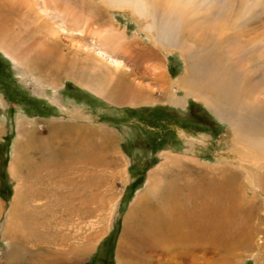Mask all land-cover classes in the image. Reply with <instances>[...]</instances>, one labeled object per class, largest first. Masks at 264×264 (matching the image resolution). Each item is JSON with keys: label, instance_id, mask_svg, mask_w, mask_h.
I'll return each instance as SVG.
<instances>
[{"label": "rangeland", "instance_id": "1", "mask_svg": "<svg viewBox=\"0 0 264 264\" xmlns=\"http://www.w3.org/2000/svg\"><path fill=\"white\" fill-rule=\"evenodd\" d=\"M4 1L0 19L8 8ZM80 1L83 14L108 10V23L99 30L113 28L160 53L142 19L108 0ZM257 7L238 26L243 31L255 27L260 36L231 39L242 71L232 67L224 45L182 33L180 42L191 44L194 57L163 45L160 66L167 71L166 84L154 80L159 70L149 72L151 63L136 66L133 59L110 57L108 48L81 41L78 27L68 33L61 28V47L74 44L102 61L95 62L96 72H88L106 79L101 78V90L110 92L119 75L134 72L124 83L133 82L137 92L149 91L134 104L112 103L106 95L39 68L33 57L53 36L20 29V18L13 16L11 35L5 43L0 40V264H51L62 257H69L66 264H119V258L130 260L124 264H264L263 233L252 239L236 233L212 236L201 232L206 224L199 215L209 205L212 182L221 178L216 169L235 163L234 124L262 123L209 88L217 77L238 87L244 101L253 86L264 92V0ZM112 61L122 63L119 71ZM74 127L83 133L74 137ZM91 130L97 133L93 141ZM247 175L242 177L251 195L255 189ZM18 190L26 205L21 229L10 226Z\"/></svg>", "mask_w": 264, "mask_h": 264}, {"label": "bare ground", "instance_id": "2", "mask_svg": "<svg viewBox=\"0 0 264 264\" xmlns=\"http://www.w3.org/2000/svg\"><path fill=\"white\" fill-rule=\"evenodd\" d=\"M108 1H110L112 3V6H115V8L127 10L129 11L128 13L132 16L142 19L143 23H146L145 30L148 33L147 35H149V37L152 39L154 46L157 47L158 50H160V53L161 51H163L161 47H163V45H167V47H169L170 49L182 51V53L187 57V59L192 58L193 53L191 49V44H188L187 46L185 43H181L179 39L182 33H186L189 39L191 40L198 39L199 41H211L216 42L217 45H224V47L227 49L226 52L231 60L232 67L236 70L239 69L240 71H242L239 67L240 61H238V58H240V56L235 53V49L233 48L234 45L232 44L233 47L231 45V39L238 40L242 38L246 39L247 41H255L260 36L254 30L255 27L251 30L248 29V31L240 30L239 27L241 26L240 23L242 21L246 20V18H248L254 13V10L257 7L258 0ZM63 2H66L67 4L64 5L62 4ZM4 4L5 5L3 6H6L8 8L5 9V15L1 16L0 19V40L3 43H5V36H7L8 33L9 35H11L12 28L10 27H12L13 16H18L20 19H18L19 22L17 24L20 29L30 28L31 34L33 32L38 31L43 36H47V39L53 36L51 37V44H42L41 46L43 47V51L35 53L33 57L34 64H36L39 68H43L45 71L51 74L58 76H66L72 79L73 82H76V84H81L80 86L92 89L93 91L98 92L99 94L101 93V95H106L105 98L112 103H138L141 100L140 95L149 91L143 89V91L137 92V87L133 88V82L131 83V85L124 83L128 77L130 78L134 76V72H130L129 74L122 73L121 75H119L114 85L112 86L110 92H108V90H101L100 87L98 88V86H100L101 84V78L103 77H101L99 74H92V76L88 72L90 70H92V72H96V66L94 64L95 62L100 61L99 58L94 52H84L80 47H76L74 44H70L69 46L63 45V47H61L62 45L59 41L61 28L64 27V31L68 33L69 31H76L75 28L78 27L82 32V36L80 37L81 41H91L94 43V47L99 46L101 47V49L103 47L108 48V56L110 57L115 55L117 58H124L129 63H131V59H133L134 61H136V66L140 65L142 62L151 63L152 66L150 68L152 69V71L147 69L149 72H156L157 70H159L157 73L153 74V78L155 81H162L165 83V80L168 77L166 74L167 71L161 70V54L156 51L153 47L151 48L149 46L143 45L140 39L137 42H133L125 33L119 34V32L117 30H114L113 28H110V30L108 31L105 30V32L104 30H99L100 25H105L108 23L106 22V16L108 11L106 9H92L88 10V14H83L80 12L81 8L78 5L82 4L80 0H5ZM73 4L76 5L72 6ZM68 5L71 8H69ZM83 15H87L86 19H84ZM54 38H56V40ZM100 53L102 55V52H99V54ZM6 55L10 58L12 57L9 54ZM12 58L14 60V57ZM14 61L16 62V59ZM113 63H115L116 71H119L122 63L117 61H114ZM258 69L260 70V68ZM249 71L251 72L250 69ZM112 77L114 80L113 75ZM235 79L232 80L234 81ZM253 79L255 80V78ZM210 81L213 84L209 85V88L214 94L219 95L223 98L224 101L228 102L234 107H237L241 111L248 112L249 118L253 119L254 122L255 120L258 121L262 119V123L234 124V137L232 140L233 146L231 153L235 155V157L233 156V160L235 163H232L233 161L225 162L223 165L220 164V168L216 169V172H218V175H220L221 178H218L217 181L212 182L210 195L208 197L209 205L207 206V204H204L203 211L199 213L200 218L205 220L204 224H206L205 227H202L203 230H201V232L203 231L202 233H210L212 234V236L222 235L226 233H236L244 238L252 239L256 237L255 234H264V229L262 227V225H264V92L262 91V87L260 88V86H251V90L246 89V93L251 95V97L248 99V101H244L241 99V91L236 90L238 87H236L235 89L232 83L230 84L227 82H221L217 77L211 78ZM177 85L180 88H183L180 83ZM190 88L192 87L190 86ZM183 89L188 92V95H193V92L190 89H186L185 87ZM197 93L198 95H196ZM197 93L194 92V95L200 96L199 92ZM255 97L256 100L253 101L252 98ZM197 98L199 99L200 97ZM173 100L176 99L173 98ZM223 114L226 115V113L224 112ZM79 131L82 132V129L79 130V128L74 127L72 130V135L74 137L78 136ZM62 137L65 138V136ZM96 137L97 133L95 132V130H91L88 139L91 138L93 141V139ZM79 147L81 148V146ZM23 150H25V148H23L22 146L21 151L23 152ZM230 167H233V169L235 167L239 169V171H236V169L230 170ZM245 173L248 174L247 179L250 181V183L253 185L252 187H254L255 189H253L254 191L251 195L249 194L248 189L245 186L244 178L242 177ZM78 180L81 181V178ZM48 183L46 185H48ZM51 186L52 185H50L49 187L51 188ZM32 194L34 193L32 192ZM39 194H41V192ZM41 195H45V193ZM198 198L201 199V196H199ZM25 210V195L22 190H18L16 192V197L13 202V207L11 209V228L19 227V229H21L23 223L25 222ZM38 224L40 225V223ZM178 239L180 240L179 237ZM79 257L80 256L77 253L76 258ZM69 260V257H62L60 259L53 260L51 264H66L69 263ZM129 262L130 260H124V262H122L119 258V264Z\"/></svg>", "mask_w": 264, "mask_h": 264}, {"label": "crops", "instance_id": "3", "mask_svg": "<svg viewBox=\"0 0 264 264\" xmlns=\"http://www.w3.org/2000/svg\"><path fill=\"white\" fill-rule=\"evenodd\" d=\"M1 103V102H0Z\"/></svg>", "mask_w": 264, "mask_h": 264}]
</instances>
